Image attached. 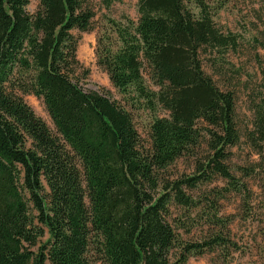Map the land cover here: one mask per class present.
<instances>
[{
	"label": "trees",
	"instance_id": "1",
	"mask_svg": "<svg viewBox=\"0 0 264 264\" xmlns=\"http://www.w3.org/2000/svg\"><path fill=\"white\" fill-rule=\"evenodd\" d=\"M36 1L28 14V0H0V264H185L237 250L230 218L215 207L227 192H246L226 165L239 141L234 94L200 60L211 53L222 59L237 44L213 21L223 4L137 0L136 20L111 22L114 38L97 37L95 64L111 86L165 112L150 121L144 145L128 112L77 85L73 32L91 29V8L85 0ZM25 95L41 100L53 132ZM252 111L247 139L264 156V106ZM189 157L191 173L164 177ZM215 177L225 185L201 211L189 191ZM196 226L198 240L181 238Z\"/></svg>",
	"mask_w": 264,
	"mask_h": 264
},
{
	"label": "rangeland",
	"instance_id": "2",
	"mask_svg": "<svg viewBox=\"0 0 264 264\" xmlns=\"http://www.w3.org/2000/svg\"><path fill=\"white\" fill-rule=\"evenodd\" d=\"M189 4V0H183ZM209 5L215 1L223 4L213 21L224 33L236 37V46L228 51L222 59L216 54L201 55L203 72L208 75L220 89L230 90L235 100V125L239 141L230 149L226 162L231 173L246 184L245 193L227 192L217 199V216L230 218L228 237L237 250L221 258L217 251L206 252L200 256L188 258L185 264H264V156L260 155V147H252L247 134L252 131L254 106H264V0H206ZM91 8L93 19L91 29L85 33L73 32L78 38L75 56L78 61L77 85L84 92H98L106 96L120 108L129 113L133 126L140 136L142 144L148 143V125L152 118L163 117L165 112L158 107L151 109L143 100L133 94L122 95L109 83L106 74L95 64V46L97 37L111 36L114 38L110 25L123 24L124 19L136 20L137 0H121L104 9L100 0H85ZM37 7L36 0H28L25 12L32 14ZM145 67L142 77L146 87L154 90ZM86 74L85 78H82ZM24 102L33 113L49 128L53 126L44 110L40 99L23 96ZM264 147L263 144H259ZM203 148L199 151L201 155ZM263 157V158H262ZM193 159H178L164 172V177L174 179L191 173ZM240 169H237L239 168ZM253 170L250 176L243 173ZM225 181L215 177L210 183L189 191V196L199 201L201 211H206L209 201L213 200V191L223 187ZM182 210L174 208L172 215L181 217ZM199 212L192 210L190 217ZM190 223V220H189ZM195 223V222H193ZM198 223V222H197ZM198 226L189 234L180 231L182 239L198 240L203 235Z\"/></svg>",
	"mask_w": 264,
	"mask_h": 264
}]
</instances>
